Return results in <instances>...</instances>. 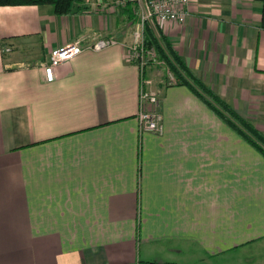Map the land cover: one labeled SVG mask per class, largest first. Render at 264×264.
<instances>
[{"label":"crops","instance_id":"crops-1","mask_svg":"<svg viewBox=\"0 0 264 264\" xmlns=\"http://www.w3.org/2000/svg\"><path fill=\"white\" fill-rule=\"evenodd\" d=\"M84 6L0 7V264H233L250 246L244 263L264 264V157L153 63L162 133H141L143 79L125 48L138 21ZM261 11L189 0L183 21L157 25L264 134ZM97 38L120 44L49 67L54 51Z\"/></svg>","mask_w":264,"mask_h":264},{"label":"trees","instance_id":"trees-1","mask_svg":"<svg viewBox=\"0 0 264 264\" xmlns=\"http://www.w3.org/2000/svg\"><path fill=\"white\" fill-rule=\"evenodd\" d=\"M252 1L262 5L260 28L264 31V0ZM85 2L86 0H0V7L51 6L56 16L67 17L85 13L87 10L84 6ZM124 9L133 21L136 19L138 21L139 12L136 7L128 4ZM143 45L145 50L155 54L156 61L172 76L173 82L169 83V86L187 88L221 122L264 157V134L252 123L242 118L229 103L190 70L156 23L144 26Z\"/></svg>","mask_w":264,"mask_h":264},{"label":"built area","instance_id":"built-area-1","mask_svg":"<svg viewBox=\"0 0 264 264\" xmlns=\"http://www.w3.org/2000/svg\"><path fill=\"white\" fill-rule=\"evenodd\" d=\"M112 8H125L128 4L138 9V25L127 49V61L138 67L143 79L140 87L141 111L138 115L139 129L141 133H162V116L159 112V93L151 89L152 82L145 80V70L148 62L161 65L156 61L155 54L147 51L143 45V29L146 24H162L166 22H181L186 16V8L189 0H107ZM120 44L114 38H97L90 45H82L77 42L54 51L49 58V67L56 68L68 62L73 57L84 51L101 52ZM3 53H9L10 49L3 47ZM170 75V74H169ZM171 77V75H170ZM151 108L147 110L145 107Z\"/></svg>","mask_w":264,"mask_h":264},{"label":"rangeland","instance_id":"rangeland-1","mask_svg":"<svg viewBox=\"0 0 264 264\" xmlns=\"http://www.w3.org/2000/svg\"><path fill=\"white\" fill-rule=\"evenodd\" d=\"M94 1H97V2H102V3H104V4H107L108 6H106V8H110L111 10H113V11H118V12H121L122 10H124V8H112V6L109 4V1H107V0H88V3H94ZM137 25H138V22L136 23V25H135V27H134V29H133V33L132 34H134L135 33V31H136V28H137ZM125 26H127V25H125ZM125 26H124V28H125ZM127 28H128V26H127ZM126 29V28H125ZM166 83L168 82V83H171V82H173V78H172V76L167 80V81H165ZM165 85H168V84H165ZM258 247L257 246H250V247H248V248H246L245 250H242V251H239V252H236L235 254H234V257L236 256V259H235V261H234V263L233 264H245L244 262H246V260H247V258H248V260L249 259H251V258H249V256H247L246 254H248V253H251L252 251L254 252V250H256Z\"/></svg>","mask_w":264,"mask_h":264}]
</instances>
